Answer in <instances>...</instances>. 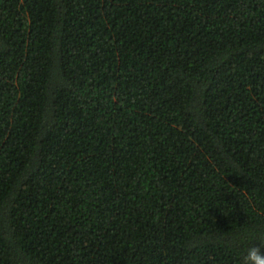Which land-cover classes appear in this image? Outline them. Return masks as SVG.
<instances>
[{"label":"trees","instance_id":"16d2710c","mask_svg":"<svg viewBox=\"0 0 264 264\" xmlns=\"http://www.w3.org/2000/svg\"><path fill=\"white\" fill-rule=\"evenodd\" d=\"M259 241L264 0H0V264Z\"/></svg>","mask_w":264,"mask_h":264},{"label":"clouds","instance_id":"9594fccd","mask_svg":"<svg viewBox=\"0 0 264 264\" xmlns=\"http://www.w3.org/2000/svg\"><path fill=\"white\" fill-rule=\"evenodd\" d=\"M260 247L253 243L247 248L246 253L242 257L241 264H264V241H259Z\"/></svg>","mask_w":264,"mask_h":264}]
</instances>
